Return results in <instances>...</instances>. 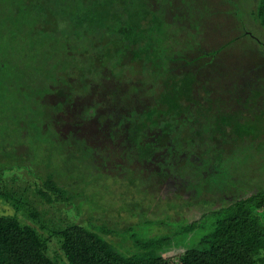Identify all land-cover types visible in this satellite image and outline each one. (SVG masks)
Segmentation results:
<instances>
[{"label": "rangeland", "instance_id": "rangeland-1", "mask_svg": "<svg viewBox=\"0 0 264 264\" xmlns=\"http://www.w3.org/2000/svg\"><path fill=\"white\" fill-rule=\"evenodd\" d=\"M262 1L147 0L152 9L158 4L163 12L164 9L168 11L165 18L168 17L173 21L172 25L177 26L176 37L180 48H187V45L190 47L182 51L184 55L192 57L191 54L199 47L214 50L230 43L218 53L217 59L208 65V71L211 73L205 70L199 72H206L207 75L198 77L199 84L195 91L197 93L201 86L207 87L200 91L204 102H208L210 89L213 90L212 95H218L214 97L216 107L211 102L209 105L212 107L210 112L215 108L214 113H221V118H230L229 113L236 107L235 95L238 92V98L248 99L245 114L249 113V120L224 119L222 123L218 120V125L216 122L214 127L216 115L212 117L207 115L206 111L201 113V119L207 120V123L203 122L205 126L213 128L211 135L204 140V146L196 147V156L200 158L193 159L191 172L188 175L183 174L186 168L183 163L186 164V161L182 160L179 174L182 177L184 175V178L189 177L194 172V167L202 160L209 161V168L200 170V174H192L183 186H177V183L170 184L167 179L163 181L157 176H147L142 166L135 162L126 165V159L119 157L121 150L114 149L116 146L112 148L107 130L95 133L97 142L94 143L95 146L88 144L90 149L82 144H74V139H92L89 129L78 127L85 125L90 128L92 125L106 128L108 121L100 122L99 118L104 114L103 105L110 93L118 94V99L111 104V109L123 107L122 95L127 92L129 86H135L136 92L145 95L146 86L141 84L149 68L154 67L150 52L129 61L130 64H126L123 72L120 71V64L116 68H111L109 63L100 66L98 80L88 82V87H81V93L78 92L81 89L74 91L67 100L63 93L59 92L60 87L58 95L42 93L43 95L35 100L32 98L35 96L34 82L30 84V81H26V84L17 85V89L20 88L21 91V100L28 99L29 103V108L23 106L25 112L23 109L22 115L28 119V122L26 119L24 122L32 124L38 122L33 121V117L42 118L40 120L43 129L32 125L27 131L0 129V145L21 141V144H16L15 151L12 145V148H7L8 152L0 150V162L3 155L13 157V160L5 161L7 163H3V167L0 163V168L8 169L3 175L0 173V181H3L0 188L14 196V202L1 196L0 216H15L22 224L40 231L39 233L48 240V255L58 264H68V261L60 249L61 239L57 235L74 223L89 228L125 256L150 252L149 249L153 251L155 240L167 235L171 237L170 243L164 245L161 252L171 261L176 262L186 249L197 246L200 238L216 220L217 214L213 213V210L264 189V27L256 15ZM7 2L10 3L9 0H0L3 6ZM164 15L165 13L162 17ZM172 17H175V20H171ZM7 19L10 20V17ZM9 22L5 20V28L11 23ZM193 33H198L196 42L192 41ZM12 40L7 42V48H15L16 52L23 49V46ZM2 42L5 43L6 40ZM28 50L31 52L32 48ZM39 53L40 61L51 63L44 50ZM33 55L36 56L34 51ZM150 61V67L146 68ZM169 71L181 76L185 72L192 73V66H186L182 61L176 60L170 64ZM47 74V71H44L42 76L47 77ZM14 75L16 74L11 76ZM130 80L135 83H129ZM17 81L15 80V83H18ZM71 82L79 81L74 75L70 78ZM179 82L180 87L175 92L177 95L180 88L181 91L185 90V84L189 88L193 86V81L191 84L190 80ZM15 83L12 81L8 84L10 88L5 87V98L12 96L11 89L16 87ZM149 84L154 86V82ZM160 88L159 85L157 89ZM214 89L217 92L219 89V94L214 93ZM224 89L227 90L226 94L222 93ZM255 90L258 94L253 93ZM252 94L256 96L253 97L255 102L253 100L250 109L249 100L252 99ZM220 98L224 103L219 104ZM94 99L104 103H101L92 115L86 112L88 106L95 103ZM148 99L150 101V97ZM145 104L146 100L143 101V105ZM226 105L230 107L227 111ZM108 108L110 109V106ZM144 121L158 122L149 118H144ZM159 121L160 125L164 124L163 119ZM198 123V120L194 122L191 117L186 121V124L194 126V129H197ZM122 125L120 127H125ZM123 130L115 131L114 136L118 142L124 138L123 133H119ZM49 133L53 141L55 140L54 143L47 140ZM9 134H12V138ZM110 149H113L111 156H118L116 160L111 158L112 161L107 162V165L95 161V154L106 155ZM125 167L133 168L140 176H133ZM202 182L204 184H201ZM50 184L54 187V192L48 187ZM30 212L38 214L37 220L28 215ZM255 215L264 224V209H256ZM190 224H196V228L184 231Z\"/></svg>", "mask_w": 264, "mask_h": 264}, {"label": "trees", "instance_id": "trees-1", "mask_svg": "<svg viewBox=\"0 0 264 264\" xmlns=\"http://www.w3.org/2000/svg\"><path fill=\"white\" fill-rule=\"evenodd\" d=\"M9 1L10 3L7 2L4 6L0 4V14L2 13L0 15V87L2 88V93L0 91V129L27 131L30 125L42 127L40 120L42 118L33 117L32 120L38 122L32 124L24 122V119L27 122L28 119L22 115L23 106L29 108V103L28 99L22 98L21 100L22 95L20 88L17 89L18 84H26V81H30V84L34 82L35 96L32 98L35 100L44 93L58 95L59 92L63 93L67 100L74 91H78L81 87H88V82L98 80L100 66L109 63L111 68H116L120 64V71L123 72L126 64H130L129 61L143 57L150 52L154 67L149 68L152 61L147 63L145 67L149 68V71L141 84L146 86L145 92L150 96H142L140 92H136L135 86L127 87V92L122 95L123 98L121 97L124 99V110L118 115L120 119L112 111L106 110V113L99 118L100 122L108 121L106 128L92 127V125L90 128L85 125L78 127L90 130L92 142L80 138L74 139V144H82L90 149L88 144L92 143L95 146L94 143L97 142L95 133L99 134L104 130L108 132L112 128H120L122 124L132 131L133 126L139 127L138 120L142 118L162 119L164 117L173 126L182 127L189 117L197 121L202 112L206 111L208 115L210 102L216 107L212 89H210L208 102H204L200 91H204L207 87L201 86L202 88L197 90V93L195 87L199 84L198 77L206 76V72L211 73L208 71V65L212 64L217 59L218 53L230 43H225L224 46L214 50L199 47L194 54H191L192 57L184 55L182 51L190 47L187 45V48H180L176 37L177 26L172 25L173 21H170L168 17L165 18L168 11L164 7V12L158 4L152 9L148 6L147 0ZM261 5L257 8L256 15L264 27V0ZM168 15L171 17L170 14ZM9 17L10 20L7 19ZM5 20L11 22L6 28ZM171 20H175V17ZM197 29L198 27L195 30ZM197 36L198 33L197 35L193 33L192 41L196 42ZM12 39L17 44L19 43V46H23V49L16 52L15 48H7V42ZM3 40L6 42H2ZM30 47L31 52L28 50ZM42 50L49 56L52 66L39 60V52ZM33 51L36 56L33 55ZM176 60L182 61L186 66H192V73L185 72L181 76L171 73L170 64ZM124 61L126 63L123 64ZM201 70L206 72L199 74ZM44 71H47V77L42 76ZM13 74L16 75L11 76ZM74 75L79 82L70 83V78ZM15 80H19L18 83H15ZM181 80L183 82L190 80L191 84L193 81V86L189 88L185 84L187 89L181 91L180 88L177 95L175 92L179 89ZM12 81L16 87L11 89L12 96L5 98L3 96L5 87H9L8 84ZM149 82H154V86ZM129 83L134 84L135 82L130 80ZM159 85L161 88L157 89ZM82 91L83 89L78 92ZM216 92L217 90L214 89V93ZM229 92L232 93V90ZM222 93L226 94L227 90L224 89ZM253 93L256 94V90ZM255 94L250 97H255ZM109 96L103 109H109L108 106L111 109V104L116 101V98L118 99L117 93H110ZM144 100H146L145 105H143ZM93 101L95 103H91L86 112L92 115L94 113L92 110L104 103L96 99ZM221 103L224 101L219 99V104ZM229 108L226 105V109L229 110ZM137 109L145 112L137 113ZM229 114L235 116L234 113ZM210 116L214 117L211 113ZM219 117H214L217 125L218 120L222 123L226 119V117H220L221 119ZM232 119L235 121L236 117ZM145 123L152 124L147 121ZM124 132V130L119 132L124 136L120 142L116 138L111 141L118 142L114 149L121 150L119 157L126 159L125 163L129 165L138 158V155H134L137 150L133 139L130 138L132 135ZM9 136L12 138V134ZM47 140L52 143L55 141L50 133ZM20 142V140L15 144L14 141L13 144L8 142L10 145L2 143L0 150L8 152L7 148L12 145L15 151L16 146L21 144ZM107 153L106 155L95 154V161L107 165V162L112 161L111 158L114 157L116 160L118 157L111 156L113 149ZM13 154L14 152L11 155ZM1 159L0 163L3 167L2 164L7 163L5 162L7 160H13V157L3 155ZM118 165L120 164H116ZM2 167L0 173L3 175L8 169L7 167L2 169ZM125 168L133 176H140L134 172L133 168ZM48 187L54 192L52 184ZM1 196L14 202V196L0 188V198ZM256 209H264V189L249 196L237 198L232 203L213 210L212 212L217 214V217L212 227L200 238L197 246L186 249L176 262L169 260L161 252L164 245L170 243L171 237L168 235L155 240L153 251L149 249L150 252L132 256L121 254L107 241L80 223L66 227L57 236L61 239L60 249L68 264H264V224L255 215ZM28 215L37 220L36 212H30ZM39 227L45 230L42 226ZM195 228L196 224H190L184 231L188 232ZM39 232L30 225L22 224L15 216H0V264H58L48 255V240Z\"/></svg>", "mask_w": 264, "mask_h": 264}, {"label": "flooded vegetation", "instance_id": "flooded-vegetation-1", "mask_svg": "<svg viewBox=\"0 0 264 264\" xmlns=\"http://www.w3.org/2000/svg\"><path fill=\"white\" fill-rule=\"evenodd\" d=\"M142 96L147 97L150 95H147V93L145 92V95L142 94ZM238 97L240 96H237V98L235 99L236 107L232 109L231 113L235 114L236 121L240 119H248L249 113L245 114V110L247 109L246 102L248 101V99L241 100ZM220 100L222 99L220 98ZM253 100L254 98L249 100L250 109L253 106ZM209 108L210 110L212 109L211 106H209ZM96 110L97 109L92 111L96 112ZM106 110L112 111V113H115L114 115L118 116L120 115L119 113L124 110V108L120 107L118 109H102V113H105ZM215 111L216 109L213 108V111L210 112L211 115H216L218 117L221 116V113H214ZM225 111H227V109ZM143 112L145 111L137 109V113ZM210 113L208 112V115H210ZM126 114L129 115V113ZM118 117L120 119V116ZM232 117L234 116L230 115V118L227 117L226 119L233 120ZM156 119L158 120L157 123H150L151 125H147V123H145L144 121V118H142L141 120H138L139 127H136V125L133 126L132 131H130L126 126L123 128L116 127V129H110L107 134L110 139L109 141L111 142V146L113 148L118 145V142L114 143L111 141V139H115V131L124 129L125 134L130 136L132 135L130 138L133 139L134 147H136L137 150L135 151L136 153L134 155H138V158L134 159V162L142 166L141 168L145 173H147L148 176H157L158 179H162L163 181L167 179L170 184L177 183V186H183L185 181H187L192 174H200V170L209 168L207 165L209 161L202 160L200 161L201 163H199L198 166L194 167V172L189 177L184 178V175L182 177L179 174L180 162L183 163L182 160L186 161V164L183 163V165H186L183 174L188 175L189 172H191L190 170L192 167L193 159L196 158L198 160V158H200L196 156V147L200 148L204 146V140H207L209 138V135H211L213 128H208L207 126H205L203 122L207 123V120H202L201 116L198 120L199 123L197 129H194V126L191 127L185 123L182 124V127H179L178 125L173 126V124L164 117L162 118L164 124L160 125L161 122L159 121V118ZM118 122L119 120L116 121V124H118ZM214 123L216 122L214 121ZM140 124H144L146 126H141ZM215 125L216 124H214V127ZM177 130H179L178 133ZM128 131H130L131 134ZM200 139H202L203 141H201ZM209 165L211 166L212 164ZM176 172H178V174H176ZM178 177H180L181 179H179ZM178 180L182 181L178 182Z\"/></svg>", "mask_w": 264, "mask_h": 264}]
</instances>
